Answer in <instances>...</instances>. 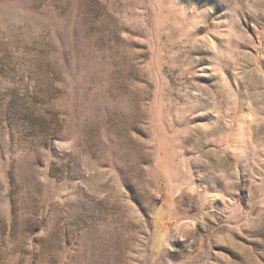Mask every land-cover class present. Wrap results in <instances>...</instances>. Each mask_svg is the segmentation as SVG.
<instances>
[{"label": "rangeland", "instance_id": "obj_1", "mask_svg": "<svg viewBox=\"0 0 264 264\" xmlns=\"http://www.w3.org/2000/svg\"><path fill=\"white\" fill-rule=\"evenodd\" d=\"M0 264H264V0H0Z\"/></svg>", "mask_w": 264, "mask_h": 264}]
</instances>
